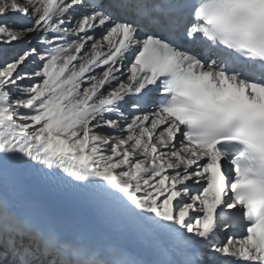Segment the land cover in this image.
I'll return each instance as SVG.
<instances>
[{"label":"snow or ice","instance_id":"1","mask_svg":"<svg viewBox=\"0 0 264 264\" xmlns=\"http://www.w3.org/2000/svg\"><path fill=\"white\" fill-rule=\"evenodd\" d=\"M25 174L163 258L21 211ZM0 264H264V0H0Z\"/></svg>","mask_w":264,"mask_h":264},{"label":"bare ground","instance_id":"2","mask_svg":"<svg viewBox=\"0 0 264 264\" xmlns=\"http://www.w3.org/2000/svg\"><path fill=\"white\" fill-rule=\"evenodd\" d=\"M117 227H118V225H117ZM117 232H118V230H117Z\"/></svg>","mask_w":264,"mask_h":264}]
</instances>
